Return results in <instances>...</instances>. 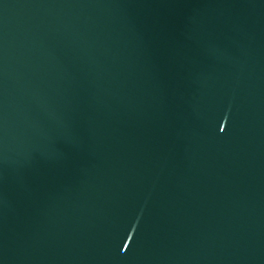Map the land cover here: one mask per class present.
Returning <instances> with one entry per match:
<instances>
[{
  "label": "water",
  "instance_id": "water-1",
  "mask_svg": "<svg viewBox=\"0 0 264 264\" xmlns=\"http://www.w3.org/2000/svg\"><path fill=\"white\" fill-rule=\"evenodd\" d=\"M0 264H264V0H0Z\"/></svg>",
  "mask_w": 264,
  "mask_h": 264
}]
</instances>
